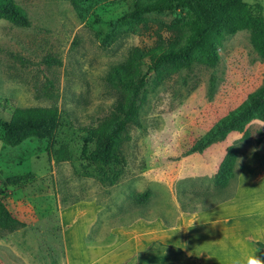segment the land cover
<instances>
[{
  "label": "rangeland",
  "instance_id": "rangeland-1",
  "mask_svg": "<svg viewBox=\"0 0 264 264\" xmlns=\"http://www.w3.org/2000/svg\"><path fill=\"white\" fill-rule=\"evenodd\" d=\"M14 1L30 24L0 20V120L8 121L15 108L44 107L57 111L58 124L51 138L16 147L3 144L0 126L1 199L25 224L13 232L0 229V264H147L155 246V256L169 250L156 264H186L179 257L185 254L195 260L190 264H229L241 249L250 253L246 235L264 242V136L255 144L264 123H250L247 139L228 138L237 152L235 170L242 171L225 188L182 173L189 146L264 79V61L247 30L221 43L214 68L196 63L160 79L151 75L139 107L143 128H129L131 140L121 144L115 163L103 166L87 156L95 148L88 131L113 102L106 82L111 68L135 48L154 47L156 34L177 37L189 15L177 10L131 19L130 0H100L79 12L72 0ZM244 1L253 12L260 5L264 15V0ZM187 34L183 29L179 44ZM48 57L61 65H47ZM210 77L216 82L212 99ZM13 176L25 180L5 187ZM145 191L148 199L138 204L136 195ZM213 206L220 211L214 220L231 221L218 224L219 238L202 226L204 242L194 235L185 241L184 211Z\"/></svg>",
  "mask_w": 264,
  "mask_h": 264
},
{
  "label": "trees",
  "instance_id": "trees-1",
  "mask_svg": "<svg viewBox=\"0 0 264 264\" xmlns=\"http://www.w3.org/2000/svg\"><path fill=\"white\" fill-rule=\"evenodd\" d=\"M79 12L100 0H72ZM131 19H139L144 14L184 11L189 15L178 30L188 32L185 40L179 44V35L165 40L156 34L157 41L152 48H135L127 58L115 64L106 78L107 86L113 94V102L108 114L95 128L88 131L89 140L95 143L94 150L87 156L93 163L110 166L119 156L122 143L129 142L131 127L142 129L139 107L145 102V91L151 75L159 79L162 75L183 69H190L196 63L214 68L219 62L217 49L228 37L241 30L249 32L251 46L257 56L264 61V15L260 5L258 12H253L244 0H130ZM0 20L15 26L28 27L29 19L25 11L14 0H0ZM47 65H61L60 60L48 57ZM216 89L213 77L209 79L207 95L212 99ZM253 121L264 123V79L254 91L247 94L243 102L220 118L205 134L198 138L185 152L184 156L202 153L212 144L222 142L232 133L249 136V125ZM58 124L55 109L34 107L15 108L8 121H1L2 142L9 147L19 146L29 139L44 140L53 136ZM264 132H259L255 140L258 146ZM237 152L234 145H229L219 165L213 183L218 188H225L235 180L242 168L235 170ZM25 180V176L8 177L4 186H15ZM117 180H109L113 186ZM150 192L136 195L138 204H143ZM226 201V200H225ZM223 202V201H222ZM221 203V202H220ZM217 205V204H216ZM183 207V206H182ZM214 207V206H213ZM211 208V207H210ZM206 210V209H204ZM25 227L23 222L12 217L0 195V229L13 232ZM258 250H264L261 242H254ZM182 253H184L182 251Z\"/></svg>",
  "mask_w": 264,
  "mask_h": 264
},
{
  "label": "crops",
  "instance_id": "crops-1",
  "mask_svg": "<svg viewBox=\"0 0 264 264\" xmlns=\"http://www.w3.org/2000/svg\"><path fill=\"white\" fill-rule=\"evenodd\" d=\"M209 129H207L202 134H200V136H198L196 138V140L198 138H200L203 134H205ZM233 134H239V133H232V134L228 135L224 141L212 144L210 147H208L202 153H193L191 155H188L185 158V160H184L185 164H182V167H183L184 170H183V172L182 171L181 172L185 173L186 177L204 176V177H207L208 179H210L211 181H213L215 179V177H216L219 165H220V163H221V161H222V159H223V157L225 155L226 148L229 145H232V144L228 143L227 141H228V138L231 135H233ZM195 141L192 144H194ZM219 145H222V146H219ZM259 149H258L257 153L252 155V159L254 157L258 156ZM217 151H219L218 156H216V152ZM199 155H203V156L206 155V156L202 160H195L194 158L198 157ZM190 167H194V168H190ZM244 176H243L242 180L240 181V184H239V187H238L239 191L242 188ZM233 200L234 199H232L231 201L226 202L225 204L229 205V203L232 202ZM217 208H219V207L214 206V207H211L210 209H206V210H202V211H198V212H187L186 213V211H184L185 212L184 221L186 223H188V230H186L188 235H187V238H185L184 240L188 241L191 237L193 238L192 235H194L196 237L195 238L196 241L199 242V240H200V241L204 242L203 241L204 235L200 232L202 226L203 227L204 226L207 227L209 229V231L212 232V234L214 236H217L219 238V235H220L222 227L219 226L218 224H220V223L229 224L231 221H230V218H228V217H224V218L219 219V220H214V216L220 212ZM228 209L229 208L226 207V210H222V212L223 211H227ZM242 226H246V225H242ZM235 234L239 235V232H236ZM244 238H245V241L247 243V246L250 247V252H255L261 258H264L263 254H262V250H258L255 247V245H254V242H258V239L253 238V237H251L249 235H246V237H244ZM262 243L264 245V242H262ZM152 245H154V244H152ZM191 246L192 245L190 244V242H188V247L191 248ZM147 249H146V251H147ZM157 249H160V247H156L155 246L153 248V250H151L150 252H155ZM165 251H167V253H168L169 250L167 249V247L166 248L163 247L162 251L159 250L158 254L156 256L153 255V253L150 254V252H148L147 255H146L147 256V261H148L147 264H156V263L164 261V259H165ZM184 253H185V251H184ZM189 253H191V252H189ZM240 253H242V255H240L238 257L240 259L244 258L247 255V254H245L244 249H241ZM223 254H228V252L226 250H223ZM185 255H180L179 256L181 259H184L183 260L184 263L190 264V263H194L195 262L194 259H188L187 256H185ZM218 261H221V260L218 259Z\"/></svg>",
  "mask_w": 264,
  "mask_h": 264
},
{
  "label": "clouds",
  "instance_id": "clouds-1",
  "mask_svg": "<svg viewBox=\"0 0 264 264\" xmlns=\"http://www.w3.org/2000/svg\"><path fill=\"white\" fill-rule=\"evenodd\" d=\"M229 264H264V258L257 253L250 252L244 258H236L229 261Z\"/></svg>",
  "mask_w": 264,
  "mask_h": 264
}]
</instances>
